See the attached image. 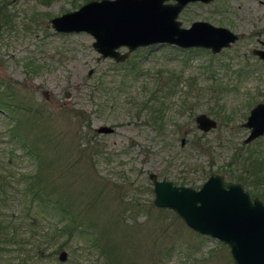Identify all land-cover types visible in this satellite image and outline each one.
Returning a JSON list of instances; mask_svg holds the SVG:
<instances>
[{
	"label": "rangeland",
	"instance_id": "rangeland-1",
	"mask_svg": "<svg viewBox=\"0 0 264 264\" xmlns=\"http://www.w3.org/2000/svg\"><path fill=\"white\" fill-rule=\"evenodd\" d=\"M7 1L12 26L0 30V91H15L16 101L21 92L22 100L58 114L51 122L58 137L66 130L75 131L76 113L82 110L91 120L88 131L81 127L82 139L91 137L103 150L88 162L96 175L90 178L99 186L106 183L113 193L122 188L124 194L139 197L149 210L139 215V236L123 239L121 264H235L226 244L192 230L173 210L174 216L162 220L169 230L152 223L150 214L156 212L149 205L154 195L149 173L198 188L210 173L229 178L225 170L239 167L236 152L247 147L244 138L249 132L242 122L256 102L264 101V59L252 53V48L263 47L264 0L193 1L182 9L178 16L182 26L204 19L239 34L230 47L217 53L161 43L138 47L122 61L100 57L93 36L85 31L61 32L52 27L51 17L87 0ZM98 80L111 92L100 95L92 90ZM165 81H172L169 91ZM143 104L152 105L155 121L148 119L146 110L136 115ZM7 110L0 107V159L10 171L31 173L36 160L9 139L14 120ZM200 112L215 117L217 126L200 129L195 121ZM26 113L21 114V123ZM102 124L113 126V131L98 132ZM251 142L264 155V134ZM76 158L74 150L61 162ZM75 169L87 172L84 165L73 167L71 182H76L74 176L80 180L85 176L73 175ZM16 190L0 201V220L11 224L8 230L15 233L0 250V264L112 263L105 254L86 248L80 237L58 236L50 247H42L43 234L56 216L40 212V221L31 224ZM105 200L111 210L121 206L117 198ZM132 218L126 212V220ZM168 231L177 237L167 238ZM63 240L66 243L59 248ZM170 246L174 249L159 259L158 249ZM61 250L67 252L65 260L59 259Z\"/></svg>",
	"mask_w": 264,
	"mask_h": 264
},
{
	"label": "trees",
	"instance_id": "trees-1",
	"mask_svg": "<svg viewBox=\"0 0 264 264\" xmlns=\"http://www.w3.org/2000/svg\"><path fill=\"white\" fill-rule=\"evenodd\" d=\"M7 3V0H0V30L12 26V14L7 8ZM133 62L131 61L132 66ZM171 82L165 81L167 91L172 87ZM6 87L9 89V86L6 85ZM92 90L100 95L105 90L111 92L103 86L101 80L95 82ZM14 94L13 90L3 93L0 91V107L8 109L7 111L14 120L10 128L9 139L17 142L16 145L21 146L23 152L32 156L36 163L33 172L20 174L10 171V168L0 159V201L8 200L11 197L8 193L17 189L15 193L26 204V213L31 224L40 221V218H37L40 212L56 216V220L51 222L47 234H43L45 239L42 238V241L45 242L42 243V247L46 248L47 245L50 247L58 236L67 235V239L80 237L85 239L86 248H94L99 253L105 254L113 264H121L120 249L123 239L139 236L137 229L141 222L138 218L142 212H149L145 208L146 204L141 202L137 196L124 194L122 188H117L119 192L113 193L106 183L99 186L93 181L94 178H90V176L95 177L96 175L88 162L91 157L102 155L103 150L97 142L91 140V137L82 139L84 135L81 130L82 125L85 126V132L91 127L88 115L82 110L78 111L76 115L79 117L74 120L77 121L75 131L66 130L63 133L64 136L60 134L58 137L59 134L55 135L51 128V122L58 114H52L40 104L22 100L21 92L19 93L21 97H18L19 99L16 101ZM151 108V104L140 105L136 115H140L146 110L149 115L148 119L155 121ZM24 113L27 117L24 115L21 123V114ZM24 120H26L25 123ZM57 137L59 138L58 144L54 142ZM65 139L68 142H64ZM251 143H244L245 147L247 146L245 150L236 152L239 167L229 168L225 171L228 172V179L240 181L252 196H258L264 202V155L261 150L251 147ZM74 150L77 158L71 163L72 160L62 163V158L66 157L67 159V155L71 157L74 155ZM78 165H84L88 173L75 169L77 172H73V175L78 173L85 174V176L81 177L83 180L74 176L76 182H71L72 172L70 170ZM13 184H18L16 189ZM106 196L117 198L121 206L111 210L110 204L106 200L104 201ZM149 205L156 212V214H150L152 223L165 231L169 230V224L166 225L162 220L171 218L174 214L172 210L166 207H157L153 205L152 201L149 202ZM104 210L110 213L105 216L101 213ZM123 212H125V216ZM126 212L133 217L130 222L126 220ZM169 223H172V220ZM9 225L11 224H3L0 220V250L8 239L13 240L14 238L15 233L8 230ZM167 233V238L177 237L175 232L168 231ZM157 238H161L159 234ZM29 241L31 240L29 239ZM64 241L66 240L61 241L59 248L66 243ZM173 249L174 246H170L167 250L158 249L157 257L162 259ZM56 251L57 249L53 248V252Z\"/></svg>",
	"mask_w": 264,
	"mask_h": 264
},
{
	"label": "water",
	"instance_id": "water-1",
	"mask_svg": "<svg viewBox=\"0 0 264 264\" xmlns=\"http://www.w3.org/2000/svg\"><path fill=\"white\" fill-rule=\"evenodd\" d=\"M193 1L212 0H87L78 8L50 18L61 32L85 31L94 38L93 47L100 57L124 60L131 51L152 44L203 47L216 53L229 47L238 34L227 26L197 19L182 26L180 11ZM264 45V40L261 41ZM121 46L127 50L120 51ZM264 59V47L253 48ZM200 129L214 128V118L200 112L195 116ZM249 129L248 143L264 134V101L257 102L242 123ZM114 127L102 124L98 132ZM153 204L173 210L192 230L214 237L229 247L235 264H264V202L252 196L240 181L212 172L198 188L149 173ZM66 250L59 252L65 260Z\"/></svg>",
	"mask_w": 264,
	"mask_h": 264
},
{
	"label": "flooded vegetation",
	"instance_id": "flooded-vegetation-1",
	"mask_svg": "<svg viewBox=\"0 0 264 264\" xmlns=\"http://www.w3.org/2000/svg\"><path fill=\"white\" fill-rule=\"evenodd\" d=\"M212 1H213V0H212ZM181 11H182V10H181ZM181 11H180V12H181ZM236 33H237V32H236ZM237 34H238V33H237ZM238 36H239V34H238ZM238 39H239V38H238ZM238 39H237V40H238ZM262 41H263V40H262ZM232 44H233V43H232ZM232 44H231V45H232ZM261 44H262V43H261ZM231 45H230V46H231ZM262 45H263V44H262ZM230 46H229V47H230ZM263 47H264V45H263ZM263 47H254V48H263ZM189 48H190V47H189ZM201 48H203V47H201ZM224 48H226V47H224ZM222 49H223V48H222ZM211 52H212V51H211ZM213 53H214V52H213ZM216 53H217V52H216ZM252 53L255 54V53L253 52V48H252ZM255 55L258 56L257 54H255ZM258 57H259V56H258ZM259 58H260V57H259ZM260 59H262V58H260ZM167 77H168V76H167ZM169 82H171V81H169ZM258 102H259V101H258ZM256 103H257V102H256ZM256 103H255V104H256ZM255 104H254V105H255ZM254 105H253V106H254ZM253 106H252V107H253ZM252 107H251V108H252ZM251 108H250V109H251ZM249 111H250V110H249ZM205 113H206V112H205ZM206 114H207V113H206ZM248 114H249V113H248ZM209 116H211V115H209ZM211 117H212V116H211ZM212 118H214V119L216 120V122H217V119H216L215 117H212ZM246 118H247V117H246ZM244 121H245V120H244ZM242 123H243V122H242ZM197 126H198V125H197ZM216 126H217V125H216ZM259 137H260V136H259ZM257 138H258V137H257ZM255 139H256V138H255ZM253 140H254V139H253ZM253 140H252V141H253ZM250 142H251V141H250ZM245 143H246V142H245Z\"/></svg>",
	"mask_w": 264,
	"mask_h": 264
}]
</instances>
